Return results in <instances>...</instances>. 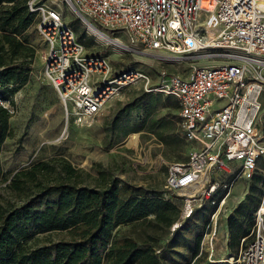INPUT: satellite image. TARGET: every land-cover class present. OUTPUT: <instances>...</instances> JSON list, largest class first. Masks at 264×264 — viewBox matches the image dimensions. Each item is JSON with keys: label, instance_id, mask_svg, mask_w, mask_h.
<instances>
[{"label": "built area", "instance_id": "built-area-1", "mask_svg": "<svg viewBox=\"0 0 264 264\" xmlns=\"http://www.w3.org/2000/svg\"><path fill=\"white\" fill-rule=\"evenodd\" d=\"M86 24L119 31L145 49L169 58L190 54L222 59L193 65L182 75L160 67L155 79L138 68L113 71L105 57L84 45L54 6L26 0L37 17L47 52L44 72L66 117L83 124L123 87L144 82L146 92L172 96L178 104L180 136L189 144L184 162L162 161L165 188L183 199V217L208 199L223 201V190L250 179L264 152L259 130L264 91V0H67ZM140 132L125 142L137 147ZM128 150V149H127ZM222 199V200H221ZM215 213L207 232L213 235ZM179 223L172 225L173 230ZM207 232L204 235H207ZM249 235L234 262L264 264V211L257 208Z\"/></svg>", "mask_w": 264, "mask_h": 264}, {"label": "trees", "instance_id": "trees-1", "mask_svg": "<svg viewBox=\"0 0 264 264\" xmlns=\"http://www.w3.org/2000/svg\"><path fill=\"white\" fill-rule=\"evenodd\" d=\"M34 21L26 0H0V153L12 132V113L3 102L13 104L14 86L28 78L34 49L25 31ZM153 107L143 106L148 113ZM175 107L178 112L176 100ZM155 120L148 130L156 129L161 138L169 119ZM94 166L96 177L61 158L36 161L6 176L0 164V180L19 198L0 201V264H239L206 261L201 240L214 210L207 201L180 219L181 197L121 182ZM263 190L264 174L254 172L244 198L229 212L231 253L251 241Z\"/></svg>", "mask_w": 264, "mask_h": 264}, {"label": "rangeland", "instance_id": "rangeland-1", "mask_svg": "<svg viewBox=\"0 0 264 264\" xmlns=\"http://www.w3.org/2000/svg\"><path fill=\"white\" fill-rule=\"evenodd\" d=\"M36 1L56 7L82 42L86 52L105 57L113 71L138 68L155 79L157 70L162 66L187 75L193 65L214 64L222 60L199 59L190 54L169 58L165 52L145 49L130 41L126 34L100 27L94 20L89 19L98 30L116 39V42L107 43L88 30L86 22L77 15L69 1ZM25 37L34 49L28 78L24 83L14 86L16 90L11 96L13 104L3 102L12 113L9 118L12 132L5 139L0 153V164L6 176L19 169L28 168L36 161L48 162L62 158L92 177L97 176L98 166H94L97 164L99 168L108 169L114 179L159 191L165 197H174L164 186L166 167L162 159L184 162L190 150L179 133L175 99L160 92H146L144 82L137 81L112 95L92 119L83 124L74 123L70 117H66L57 92L45 75L47 45L39 32L37 17L25 31ZM260 101L259 130L264 148V91ZM151 103L154 107L148 113L143 106ZM162 116L169 119V126L162 132L163 138H160L156 129L148 130V127H152L155 119ZM130 130L141 133L137 147H131L125 142V135ZM254 172L264 174V152L261 153ZM89 182L93 184L91 179ZM250 182L251 178L237 179L229 186L228 194L226 190L220 192L222 199H226L217 203L206 200L209 209L214 208L209 214V220L211 214L218 211L215 233L209 237L210 232H207L201 240V249L206 252L208 263L232 262L236 257L238 251L231 253L227 247L224 223L235 201L232 189L238 186L239 191L246 192ZM5 183L4 179L0 180V201L19 200L5 188ZM263 199L264 190L260 204ZM125 229L127 228H123ZM166 238L164 236L163 240Z\"/></svg>", "mask_w": 264, "mask_h": 264}, {"label": "bare ground", "instance_id": "bare-ground-1", "mask_svg": "<svg viewBox=\"0 0 264 264\" xmlns=\"http://www.w3.org/2000/svg\"><path fill=\"white\" fill-rule=\"evenodd\" d=\"M259 5L262 6V7H264V1H260V2H259ZM87 28H88V30H89L91 33L95 34L98 38H100L101 40H103V41H105V42H107V43L116 42V39H113V38L107 36L105 33H103V32H101L100 30H98V29H97L94 25H92V24H88V25H87ZM119 44H120V43H119ZM123 47H124V46H123ZM224 202H225V200H224ZM260 207H261V210L264 211V199H263V201L261 202ZM219 210H220V209H219ZM215 216H216V221H217V218H218V211L216 212ZM214 230H215V226H214Z\"/></svg>", "mask_w": 264, "mask_h": 264}, {"label": "crops", "instance_id": "crops-1", "mask_svg": "<svg viewBox=\"0 0 264 264\" xmlns=\"http://www.w3.org/2000/svg\"><path fill=\"white\" fill-rule=\"evenodd\" d=\"M233 188H235V186ZM232 192H233V196H234V200H235L233 202V207H234L238 202H240L244 198L246 192H244V191L241 192V190L239 191L238 186L236 189H232ZM224 199H226V197ZM183 210H184V208L181 207L180 217H182V219L185 218V217H183ZM215 231H216V228H215V230L213 229V234L215 233ZM224 235L227 238V236H228L227 218L225 219V223H224Z\"/></svg>", "mask_w": 264, "mask_h": 264}]
</instances>
